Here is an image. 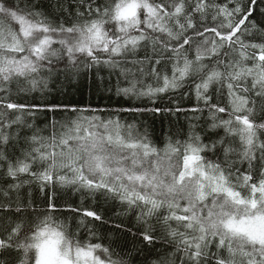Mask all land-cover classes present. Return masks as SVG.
Here are the masks:
<instances>
[{"label": "snow or ice", "instance_id": "1", "mask_svg": "<svg viewBox=\"0 0 264 264\" xmlns=\"http://www.w3.org/2000/svg\"><path fill=\"white\" fill-rule=\"evenodd\" d=\"M0 264H264V0H0Z\"/></svg>", "mask_w": 264, "mask_h": 264}, {"label": "trees", "instance_id": "2", "mask_svg": "<svg viewBox=\"0 0 264 264\" xmlns=\"http://www.w3.org/2000/svg\"><path fill=\"white\" fill-rule=\"evenodd\" d=\"M81 92L83 93V95H81L80 92H75L71 95V99L72 100H83L85 102H87L89 100V91H88V86L87 84H85L82 89ZM57 99H62L61 97H57ZM91 102L93 105H104V104H108V103H112L115 104L116 103V98L114 97L111 101H109L107 98H99L97 96H91ZM45 119V117L43 115L40 116V121L43 122ZM152 130L154 131V134L156 137H160L162 133H166L168 131L169 128V123L168 117H160L157 116L155 118L151 117V115H149L148 117L145 118ZM171 119H175V118H171ZM183 117H181L180 119V124H183Z\"/></svg>", "mask_w": 264, "mask_h": 264}, {"label": "clouds", "instance_id": "3", "mask_svg": "<svg viewBox=\"0 0 264 264\" xmlns=\"http://www.w3.org/2000/svg\"><path fill=\"white\" fill-rule=\"evenodd\" d=\"M46 247H49V248H50V247H51V242H49V244H48V245H46Z\"/></svg>", "mask_w": 264, "mask_h": 264}]
</instances>
